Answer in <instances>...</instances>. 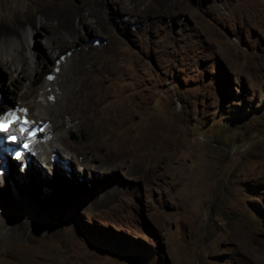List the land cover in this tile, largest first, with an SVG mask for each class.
<instances>
[{
	"label": "rangeland",
	"instance_id": "obj_1",
	"mask_svg": "<svg viewBox=\"0 0 264 264\" xmlns=\"http://www.w3.org/2000/svg\"><path fill=\"white\" fill-rule=\"evenodd\" d=\"M73 2L87 14L97 8ZM8 4L26 10L29 0ZM98 9L109 29L91 28L87 43L117 41L85 65L102 56L123 73L118 97L133 122L121 130V158L105 155L107 170L62 162L56 148L59 161L52 151L27 170L10 160L0 203L29 226L0 236V264H31L23 248L32 264H264V0H105ZM0 70L6 106L13 86ZM29 105V117L46 118ZM61 136L75 154L94 142L74 130Z\"/></svg>",
	"mask_w": 264,
	"mask_h": 264
},
{
	"label": "bare ground",
	"instance_id": "obj_2",
	"mask_svg": "<svg viewBox=\"0 0 264 264\" xmlns=\"http://www.w3.org/2000/svg\"><path fill=\"white\" fill-rule=\"evenodd\" d=\"M7 1L9 0H0V66L6 68L8 82L13 86L10 105L6 103V106L7 108L13 107L14 104L21 106L28 115L29 111L26 107L30 104L32 110L35 109L39 114L46 116L44 119L40 116H28L31 121L37 119L45 121L40 137L34 141L32 149L35 153L31 155L32 160L34 163L39 158L45 160L49 153L51 155L53 148H56L62 151V162L76 158L81 167L98 170L101 166L103 170L109 169V166L102 165L109 164L103 158L108 154L113 155L112 161L115 162L121 158L119 156L122 153L119 148L121 130L133 122V111L130 112L128 106L126 107L118 97V84L123 73L120 72L115 61L102 65L104 58L100 56L93 69L85 65L94 49L104 50L117 41L116 36L111 34L107 38H101L100 44L95 42L90 46L87 43L91 28L92 31L109 29L107 20L101 16L98 9V6L104 5L105 0H95L97 8L89 14L84 9L76 7L73 0H29L26 10H19L17 7H11V9L10 4L6 5ZM5 5L8 7L5 8ZM8 11L12 15L7 17ZM88 20H90L88 26L90 28L87 29ZM38 36L44 39L45 46L40 52H37L36 47L32 45L33 40H36L39 45ZM67 36L69 38H66ZM68 43H71L74 48L63 52L62 48ZM22 49L27 50V56L21 55ZM58 55L60 58L57 60ZM77 57V66L72 72L69 67ZM45 59L50 61V64H47ZM50 68L52 72L49 71ZM49 74H53L51 79L48 78ZM60 75L63 78L61 81H59ZM2 76L4 74L0 70V78ZM3 95L2 90L0 116L6 108ZM105 112L110 115L104 117ZM68 114L71 116L69 120L66 119ZM67 130H74L94 141L90 148L88 146L87 152L84 151L83 146L82 151L76 150L75 154L64 145L61 133ZM130 151L133 149L131 148ZM53 152H58L59 157L55 160L59 161L60 151ZM10 160L12 162L11 158L6 160L7 168L9 165L12 166ZM60 169L63 173L66 172L62 167ZM34 171L36 173L38 170L35 168ZM34 173L32 177L35 176L36 179L33 178L35 182L47 181L43 173L39 175L40 177L38 176L39 179ZM63 177L65 178V175ZM8 211L0 203V221L2 222L0 236L25 234L29 225L14 221L16 218L10 216ZM4 245L29 244L6 243ZM8 247L6 249L8 252L16 255L20 252L17 250V253L12 252ZM22 251H25V255L31 261L29 263H34V259L29 258L33 253L27 248H23Z\"/></svg>",
	"mask_w": 264,
	"mask_h": 264
},
{
	"label": "snow or ice",
	"instance_id": "obj_3",
	"mask_svg": "<svg viewBox=\"0 0 264 264\" xmlns=\"http://www.w3.org/2000/svg\"><path fill=\"white\" fill-rule=\"evenodd\" d=\"M50 78H51V77H50ZM25 111H26V110H25ZM13 119H18V117L13 116ZM24 123L27 124V120H25ZM7 127H8L7 123H5V122H3V121H0V129H3V130L6 131V130H7ZM12 139L15 140L16 137H15V136H12ZM24 147L27 148L28 145L25 144ZM17 156H19V153H17Z\"/></svg>",
	"mask_w": 264,
	"mask_h": 264
},
{
	"label": "clouds",
	"instance_id": "obj_4",
	"mask_svg": "<svg viewBox=\"0 0 264 264\" xmlns=\"http://www.w3.org/2000/svg\"><path fill=\"white\" fill-rule=\"evenodd\" d=\"M56 153V152H55ZM31 155H33V154H30V160H29V162H28V164L30 163V161H31ZM8 158H11V157H8ZM12 159V158H11ZM12 160H15V159H12ZM27 167V166H26Z\"/></svg>",
	"mask_w": 264,
	"mask_h": 264
},
{
	"label": "trees",
	"instance_id": "obj_5",
	"mask_svg": "<svg viewBox=\"0 0 264 264\" xmlns=\"http://www.w3.org/2000/svg\"><path fill=\"white\" fill-rule=\"evenodd\" d=\"M28 166V165H27ZM28 167H26V170H27Z\"/></svg>",
	"mask_w": 264,
	"mask_h": 264
}]
</instances>
